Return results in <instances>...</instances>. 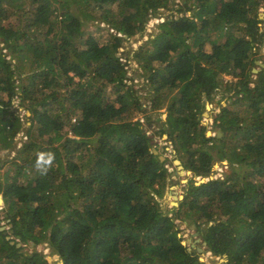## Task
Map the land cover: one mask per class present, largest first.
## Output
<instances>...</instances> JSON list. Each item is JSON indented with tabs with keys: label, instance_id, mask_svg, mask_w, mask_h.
<instances>
[{
	"label": "trees",
	"instance_id": "trees-1",
	"mask_svg": "<svg viewBox=\"0 0 264 264\" xmlns=\"http://www.w3.org/2000/svg\"><path fill=\"white\" fill-rule=\"evenodd\" d=\"M263 5L0 0V264H49L41 243L62 264H207L205 252L264 264ZM153 16L157 30L122 50ZM164 135L191 171L178 206L163 199ZM222 160L229 171L211 177ZM179 222L202 232V251Z\"/></svg>",
	"mask_w": 264,
	"mask_h": 264
},
{
	"label": "rangeland",
	"instance_id": "rangeland-1",
	"mask_svg": "<svg viewBox=\"0 0 264 264\" xmlns=\"http://www.w3.org/2000/svg\"><path fill=\"white\" fill-rule=\"evenodd\" d=\"M260 13L263 14L262 18H264V5L262 8H260ZM158 14L162 15L165 13L161 9L158 11ZM165 15H167V14H165ZM161 18H163V19H161ZM157 19H160L159 22H161L164 20V17L163 16H153L148 23L147 33L145 34L146 36L144 35V37H143L141 35H137L136 37L131 39L129 42H126V44H125L126 47H124L122 50L130 49V50L134 51L141 43H143L148 38L149 33H152V32L157 30L158 23H159V22H157ZM263 52H264V50H263ZM121 53H124V52H120L118 54L121 55ZM263 58H264V56H263ZM130 66L131 67L128 69L127 76L129 78L130 77L134 78L135 76H137L139 69L134 62H132V64H130ZM229 79H230V76H226V80H229ZM134 81L136 84L141 86L140 85V82H141L140 77H138L137 79H134ZM138 85H137V87H138ZM141 94H142V101L145 103L146 106H150V98H147L148 93L144 90V91H141ZM219 97H220V94H218L216 96V99H218ZM223 103H225V101H223ZM14 104H15V107L17 108V110L21 113V115H24V113H26L27 116L30 115V111L27 110L24 105L23 106L20 105V98H17L14 101ZM163 111L164 112L162 114V117L165 118L167 111L166 110H163ZM206 111H207L208 115L204 114L203 122L210 125L213 121V113L218 112L219 108H217V104L214 102V103H210V109L209 110L206 109ZM153 115L155 117V114H153ZM140 117H141V120L144 121V119L142 118V115ZM208 131H210L212 134L214 133L213 130H208ZM17 137H18L17 138L18 139V145L20 146L22 143V135L17 136ZM153 141L159 144V147L158 148L155 147L154 151L159 155V157L161 155L164 156L163 161H166L165 165L171 171V179H169L167 182L164 197H163L164 204L167 203L168 206H170V207L171 206H178L175 203L178 202V204H179V199L183 198V196H184V190H183L182 184L187 181L189 176H191V171L186 170L185 168H183V170H182L180 168L179 164H176L175 159H178L177 155H176V151L173 149L171 142L167 139V135H164L163 137L156 136L153 139ZM13 154L14 153H11V156ZM6 157H7V155L5 152L0 153V165H2L4 163V159ZM181 164H182V162H181ZM182 166H183V164H182ZM229 166H230V163L228 160L215 161V164L213 166L214 172L211 174V177H218V176L223 175V171H229L228 170ZM181 171H183V172H181ZM196 179L199 181H202V180L205 181V180H207V177L197 176ZM175 196H177V198H175ZM2 224H3L2 226L4 227V229H7L10 227V224H8V222L6 220H3ZM179 227L181 229L180 236H182L184 244L189 245L190 248H193V247H201L202 248V242H203L202 241L203 240L202 239V232L200 230H197L196 226L193 227V225H189V224L184 223V222H179ZM21 245H22V243H21ZM34 247H35V245L32 244V242H31L30 246L27 247V250L30 252ZM36 248L40 251H43L46 254V260L48 261L49 264H62V260L59 258V255L56 253H52L46 243H41ZM201 259L203 261H205L207 264H219L225 260V258L212 256L210 252H205L204 254H202Z\"/></svg>",
	"mask_w": 264,
	"mask_h": 264
},
{
	"label": "water",
	"instance_id": "water-1",
	"mask_svg": "<svg viewBox=\"0 0 264 264\" xmlns=\"http://www.w3.org/2000/svg\"><path fill=\"white\" fill-rule=\"evenodd\" d=\"M260 17H263V14L260 13ZM256 62H257V64H261V65L264 64L261 60H257ZM253 71L254 72H257L258 69L257 68H254ZM209 109H210V104H207V110H209ZM204 114H207L208 115L207 111ZM207 134L208 135H212V133L210 131H208ZM217 135L218 136H221L222 135V131L221 130H217ZM163 159H164V156L161 155L160 156V160L163 161ZM175 162H176V164H179L180 168L183 170L184 167L182 166L181 161L179 159H175ZM181 172H183V171H181ZM202 181H204V180H202ZM175 198H177V196H175ZM0 202L1 203L3 202V199L1 197V195H0ZM175 204L178 205V202H176ZM193 227H195L194 224H193ZM3 229H4V227H0V230H3ZM32 244H34V243L32 242ZM20 245H21V243H18L17 244V246H20ZM189 249H191V248H189ZM198 249H199V251H202L203 250V248H201V247H199Z\"/></svg>",
	"mask_w": 264,
	"mask_h": 264
},
{
	"label": "built area",
	"instance_id": "built-area-1",
	"mask_svg": "<svg viewBox=\"0 0 264 264\" xmlns=\"http://www.w3.org/2000/svg\"><path fill=\"white\" fill-rule=\"evenodd\" d=\"M161 19H163V18H161ZM160 21V19H157V22H159Z\"/></svg>",
	"mask_w": 264,
	"mask_h": 264
},
{
	"label": "clouds",
	"instance_id": "clouds-1",
	"mask_svg": "<svg viewBox=\"0 0 264 264\" xmlns=\"http://www.w3.org/2000/svg\"><path fill=\"white\" fill-rule=\"evenodd\" d=\"M214 134V133H213ZM180 160V159H179ZM199 177H201V176H199Z\"/></svg>",
	"mask_w": 264,
	"mask_h": 264
},
{
	"label": "bare ground",
	"instance_id": "bare-ground-1",
	"mask_svg": "<svg viewBox=\"0 0 264 264\" xmlns=\"http://www.w3.org/2000/svg\"><path fill=\"white\" fill-rule=\"evenodd\" d=\"M174 205V204H173Z\"/></svg>",
	"mask_w": 264,
	"mask_h": 264
}]
</instances>
